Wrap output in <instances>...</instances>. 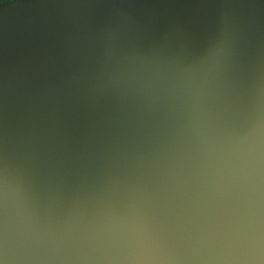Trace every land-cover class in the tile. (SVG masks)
Segmentation results:
<instances>
[{
  "label": "clouds",
  "instance_id": "obj_1",
  "mask_svg": "<svg viewBox=\"0 0 264 264\" xmlns=\"http://www.w3.org/2000/svg\"><path fill=\"white\" fill-rule=\"evenodd\" d=\"M18 0H0V7ZM35 118L0 135V264H264V44L223 11L194 51L114 21L77 38Z\"/></svg>",
  "mask_w": 264,
  "mask_h": 264
},
{
  "label": "water",
  "instance_id": "obj_2",
  "mask_svg": "<svg viewBox=\"0 0 264 264\" xmlns=\"http://www.w3.org/2000/svg\"><path fill=\"white\" fill-rule=\"evenodd\" d=\"M223 11L242 17L254 46L264 44V0H18L0 7V135L35 118L45 131L78 139L83 113L49 98L74 63L75 41L114 21L143 48L196 50Z\"/></svg>",
  "mask_w": 264,
  "mask_h": 264
}]
</instances>
